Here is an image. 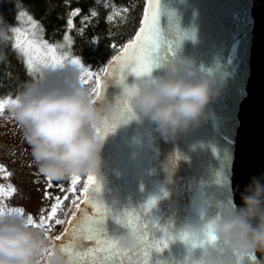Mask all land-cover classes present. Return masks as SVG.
<instances>
[{
    "label": "water",
    "instance_id": "obj_1",
    "mask_svg": "<svg viewBox=\"0 0 264 264\" xmlns=\"http://www.w3.org/2000/svg\"><path fill=\"white\" fill-rule=\"evenodd\" d=\"M154 3L159 37L154 54L159 66L151 73L162 75L178 61L190 60L213 75L219 91L210 99L204 118L165 139L130 104L133 115L123 114L124 87L119 83L120 70L111 60L105 67L108 72L100 76L101 88L94 100L116 101L117 113L106 120L119 117V121L106 133L105 124L98 129L105 137L101 171L92 175L95 183L89 184L76 217L68 218L60 235L77 225L85 228L83 235L88 234L89 221L99 219L91 204L85 203L91 199L108 210L105 234L117 239L122 248L133 249L125 264L142 259L143 254L136 253L143 243V226L153 241H167L160 251H149L148 264H203L212 247L206 237L208 221L233 214L242 206L241 197L251 195L256 186L264 199V0ZM142 78L128 72L124 80L131 88ZM125 212L139 217L136 228L117 222ZM72 219L75 224L69 223ZM132 229L140 242L126 248L122 238ZM180 233L193 235V241L181 240ZM77 235H81L79 227ZM69 242L71 237L66 236L55 245ZM75 243L80 247L69 249L72 259L65 253L70 264H84L86 259L90 264L89 250L95 245L86 239ZM226 259L231 264V258ZM243 264H264V260L257 252L244 258Z\"/></svg>",
    "mask_w": 264,
    "mask_h": 264
},
{
    "label": "clouds",
    "instance_id": "obj_2",
    "mask_svg": "<svg viewBox=\"0 0 264 264\" xmlns=\"http://www.w3.org/2000/svg\"><path fill=\"white\" fill-rule=\"evenodd\" d=\"M43 70L52 78L40 74L30 80L9 105L33 161L55 181L74 175L96 176L105 143L98 129L108 115L117 113L118 103L95 101L90 87L81 82L77 64L65 62ZM131 89L128 103L154 123L162 137L172 139L207 115V105L219 85L214 86L213 75L204 67L181 60L162 75L144 76ZM260 192L256 186L251 195L241 197L242 206L233 214L208 221L205 230L214 239L203 264H229L227 257L231 264H243L244 258L257 252L264 260V199ZM139 242L135 229L122 238L126 248ZM0 264H70V260L59 246L53 248L43 228L31 226L25 216L5 212L0 215Z\"/></svg>",
    "mask_w": 264,
    "mask_h": 264
},
{
    "label": "trees",
    "instance_id": "obj_3",
    "mask_svg": "<svg viewBox=\"0 0 264 264\" xmlns=\"http://www.w3.org/2000/svg\"><path fill=\"white\" fill-rule=\"evenodd\" d=\"M145 3L146 0H2L0 25L10 30L23 12L31 17L47 42L57 43L65 35L69 36L71 53L94 74L88 78L87 84L92 92L95 76L103 74L106 65L138 31ZM115 11L118 14H114ZM74 12L76 15H72ZM110 16L113 18L109 19ZM69 19L73 24L71 29ZM7 32L0 37V99L3 100L16 98L24 85L39 75L28 70L24 57L13 46L12 37L7 36ZM96 96L93 94V99ZM0 113L12 116L8 106ZM87 176L78 175L73 190L67 199L64 197L49 224L55 227V220L64 219L73 201L78 203L82 199Z\"/></svg>",
    "mask_w": 264,
    "mask_h": 264
},
{
    "label": "snow or ice",
    "instance_id": "obj_4",
    "mask_svg": "<svg viewBox=\"0 0 264 264\" xmlns=\"http://www.w3.org/2000/svg\"><path fill=\"white\" fill-rule=\"evenodd\" d=\"M157 5L154 3V0H147L144 10V16L142 20V25L139 31L136 34V39L125 44L118 52V55L112 58V64L117 65L120 70V78L119 83L124 87V99L121 102L125 105L124 107V115L127 118H130L133 115L132 108L128 103V96L130 95L132 89L125 83L124 77L128 72L134 73L137 77H144L151 73L153 67H158L159 65L155 62V54L154 49L159 47V37L156 35V11ZM26 14L21 12L18 19H21ZM72 15H76V13H72ZM95 15V13H93ZM111 19V17H109ZM29 23L32 25L33 28L36 27L35 22L31 20V17H28ZM147 26V28L145 27ZM68 27L71 29L73 27L72 20H68ZM8 29H5L2 25H0V37L5 36V32ZM10 31L16 34V42L13 45L15 48L20 49L25 56H28L26 61L27 68L31 73L41 71V68H49V67H56L58 65H62L65 62H71L80 66V78L81 82L84 84L89 83V77H93L94 74L89 72L84 65L81 63L79 58H72L68 54H64L63 56L58 57L55 54V48H63L65 45L60 44L58 46L43 44L37 45L35 39L27 40L22 32L21 28L13 27ZM145 32L148 35H145ZM23 38V39H22ZM64 40L71 44V38L65 35ZM44 48L47 50V54H40L36 55L35 57L32 55L34 52H38L39 48ZM35 59V63H34ZM38 65V66H37ZM111 67V65L109 66ZM105 73L108 72V69L103 70ZM101 77L95 76V88L92 89V94L98 95L99 89L101 88ZM14 99L3 100L0 99V112H2L7 105L9 107L15 101ZM119 121V117L114 118L111 122L106 120L105 122V133L111 131L116 127V124ZM100 135V131L98 130ZM2 171V169H0ZM49 181L51 180L48 177ZM78 176L74 175L72 177V184L75 185L77 183ZM95 183L94 177L89 174L87 176V183L84 184L85 191L88 190L89 184ZM51 185L49 184V187ZM68 191H72V189H68ZM95 191H99V186L95 189ZM47 195V193H46ZM67 199V197H65ZM76 207L79 209L80 205L73 201ZM86 204H91L92 209L95 211V215L99 217V219H92L89 221V226L87 227V235H83L85 232L84 227H80L77 225L76 227H71L65 229L64 233L61 235H56L54 237L55 241H62L64 237L68 236L71 237V242L67 244H62L60 249L69 255V258L72 259L74 253L70 252L69 249L72 248H79L80 245L76 244L75 241L77 240H87L92 242L95 246L92 247L89 251L93 255V259L91 260L90 264H125V260L132 254L133 249H125L122 248L117 239L111 238L105 234L104 231V218L108 215V210L103 208L101 205L92 204L91 199L85 200ZM152 201H149L151 204ZM60 206V200L57 198V203L53 204L51 207V211L45 215H40L38 222L34 220L32 215H28L26 217L27 223L36 228H43L46 234L49 236L53 225L49 224L48 221L52 220L55 216L58 207ZM5 212L7 213H15L19 215H23V209L21 208H7L3 205H0V215H3ZM73 218L76 217V213L74 212ZM139 221V217L129 214L127 212L122 213L117 217V222L120 224H124L126 227L136 228ZM65 221L56 219L55 224H63ZM70 224H75V219L69 220ZM77 227H79V231L81 235H77ZM144 227V236L142 237L143 243L142 246L139 248V251L136 253L137 255H142L141 260H137L135 264H148V254L152 248H156L157 251H160L161 245L163 247H167V241H153L150 236H147V227ZM103 237V238H102ZM206 237L209 240H213L214 237L210 236L206 233ZM179 238L184 240L185 242H192L193 235H187L185 233H180ZM53 248L56 246L55 243L52 242ZM109 254H111L109 256ZM120 256L122 259L117 260L116 257ZM84 264H89L87 259L84 261ZM127 264H133L131 260H127Z\"/></svg>",
    "mask_w": 264,
    "mask_h": 264
},
{
    "label": "rangeland",
    "instance_id": "obj_5",
    "mask_svg": "<svg viewBox=\"0 0 264 264\" xmlns=\"http://www.w3.org/2000/svg\"><path fill=\"white\" fill-rule=\"evenodd\" d=\"M1 1L2 0H0V3ZM114 14H118V11H115ZM28 17L30 16L25 15L23 18L18 19L16 26H12L11 28H21L27 40L35 39L37 45L48 44L58 46L64 44L65 46L63 48H55V54L58 57L68 54L72 58H77L71 53L70 46L64 38L57 43H50L44 40L37 27L33 28L29 23ZM110 17L111 19L113 18L112 16ZM6 35L9 37L11 36L13 44H15L16 34L8 30ZM18 50L24 57L25 61H27L28 56H25L20 49ZM40 54H47V50L41 47L38 52L32 53L34 57ZM85 68L87 69V67ZM34 73L41 74L42 77L48 76L50 79L52 78V76L44 71L43 68H41V71ZM5 107H7V105ZM0 169H2V171H0V205H3L5 209L21 208L23 209V215L25 217L32 215L37 222L40 215L47 216L51 211L52 205L57 203V198L60 200V206L58 207L60 208L64 197L71 192L68 191V189L71 188L73 190L74 188V185L71 182L72 177L62 181H55L52 179L49 181L48 177L42 173L34 163L30 146L25 142L22 130L14 117L1 113ZM49 184L51 185L50 187ZM55 185H58L59 188H56ZM84 196L85 193L83 194V197ZM82 199L80 198L78 200V204L81 203L80 200ZM76 209V205L74 203L71 204L67 215L63 219L65 223L56 225L52 228L50 232V240L53 243H56L54 237L60 235L68 218L76 211Z\"/></svg>",
    "mask_w": 264,
    "mask_h": 264
},
{
    "label": "flooded vegetation",
    "instance_id": "obj_6",
    "mask_svg": "<svg viewBox=\"0 0 264 264\" xmlns=\"http://www.w3.org/2000/svg\"><path fill=\"white\" fill-rule=\"evenodd\" d=\"M55 187H56V188H59V186H58V185H55Z\"/></svg>",
    "mask_w": 264,
    "mask_h": 264
},
{
    "label": "bare ground",
    "instance_id": "obj_7",
    "mask_svg": "<svg viewBox=\"0 0 264 264\" xmlns=\"http://www.w3.org/2000/svg\"><path fill=\"white\" fill-rule=\"evenodd\" d=\"M146 4V3H145Z\"/></svg>",
    "mask_w": 264,
    "mask_h": 264
}]
</instances>
